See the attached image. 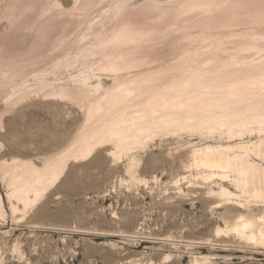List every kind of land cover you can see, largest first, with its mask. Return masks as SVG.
<instances>
[{
    "label": "rangeland",
    "instance_id": "374dc122",
    "mask_svg": "<svg viewBox=\"0 0 264 264\" xmlns=\"http://www.w3.org/2000/svg\"><path fill=\"white\" fill-rule=\"evenodd\" d=\"M257 49L262 0H0V264H264V245L249 239L264 231V195L242 190L233 168L210 171L192 155L216 148L264 168ZM204 69L220 82L247 71L251 87L193 128L102 137L143 108L145 88ZM141 72L139 93L111 103L112 89ZM255 104V119L238 124ZM58 157L35 198L16 196L28 171Z\"/></svg>",
    "mask_w": 264,
    "mask_h": 264
},
{
    "label": "bare ground",
    "instance_id": "6f19581e",
    "mask_svg": "<svg viewBox=\"0 0 264 264\" xmlns=\"http://www.w3.org/2000/svg\"><path fill=\"white\" fill-rule=\"evenodd\" d=\"M262 1H264V0H262ZM242 4H241V6H242ZM258 5H259V3H258ZM230 6H231V2H230ZM233 6H234V4H233ZM247 7H249V6H247ZM223 10L225 11L226 9H223ZM223 10H222V12H223ZM250 13H251V11H250ZM235 14L236 13H233L232 16L234 17ZM256 15H257V13H256ZM230 16H229V18H230ZM123 28H126V27H124V25H123ZM123 33H125V32H122V34ZM255 48H257V47H255ZM259 50L257 49L253 53V55L256 56L255 58L264 57V52L259 51ZM224 53H226V51ZM227 53H228V51H227ZM209 54H210V56H213V55H211V53H209ZM213 54H214V52H213ZM214 55H217V53ZM230 55H232V56L236 55L237 56V54H235V53H230ZM243 55H244V53H243ZM206 56H209V55H207V53L205 55V59L207 60ZM211 58H214V57H211ZM211 58H209V61L211 60ZM250 60H251V58H250ZM241 62L244 63L243 60ZM249 63H250V61L247 64H249ZM252 63H253V61H252ZM195 68H197V67H195ZM195 68L193 70H195ZM202 69L203 68H201V70ZM234 69H235V67H234ZM201 70L200 71H197V70L193 71L192 74L190 73V75L187 74V77L183 81H180L178 83H175V82L174 83H169V82L167 83L166 82L165 84H161L160 86L155 87L153 90H151L150 88H145L143 93H147L149 95L146 98V100L143 102V108L136 109L127 115H120L118 118L115 119V121L113 122L114 124L109 125L110 127L108 126L109 128L107 127V129L103 131L102 137L104 135H106V133L109 132V133H112V135H115L119 140H122V139L127 137L126 132H135L136 131V132L140 133L142 131L145 134H147L150 131H152L158 127L169 124V122L179 123V124L190 122L191 125H189V126H191L193 128V126H195L197 122H199V121L204 122V120L206 121L207 119L209 120L210 118H212V116H215L219 110L223 109L224 107L225 108L228 107L232 103L231 99H236V101H238V99L243 100L242 97H239V93L240 92L243 93V90L241 91V89L246 88L245 86H243L244 84L246 85L247 82L250 83L252 81V80L251 81L249 80V77H251L250 75H252V74H250L251 72H249L250 75L247 74L249 76L248 77L246 75L247 71H243L244 69L243 70L241 69L243 72H238L236 70L234 72H232V70H233L232 69L231 73H233L235 78L231 77L232 78L231 80H230L231 75L229 76V74H228V77H226L227 74L225 72L223 77H226L227 80L225 79L224 82L222 80H221V82L219 80H216L217 78L218 79L220 77L222 78V76L218 77L217 73H216L217 77L215 76V71H217V70H215L214 73L212 72L213 70L212 71L211 70L205 71V69H204V71H201ZM222 71H221V73L220 72L219 73L222 74L223 73ZM239 71H240V69H239ZM250 71H253V70L251 69ZM259 71H260V69H259ZM260 72H261V74H260ZM260 72H258L256 75V81H257L256 83H258V81H264V70H262ZM225 74H226V76H225ZM228 78L230 81H228ZM250 79H252V78H250ZM215 80L218 83H216V86H213V88H212L211 83L213 81L215 82ZM147 81H148V78L146 77L145 73L141 72L138 75L131 77V79L129 81H126V82L122 81V82L118 83V85L115 88L112 87L113 88L112 89V99L110 102L115 103V101H114L115 99L117 100V102H119L118 100L120 98L126 96L127 94H130L133 92L137 93L138 91L141 90L142 86ZM171 82H173V81H171ZM214 82H213V85H215ZM249 83H247V85H249ZM249 87H251V85ZM249 87L247 86L246 89H248ZM220 89H222V90H220ZM221 91H224V92H221ZM217 92H221V93H217ZM258 105H261V104H255L253 106L247 107L245 116L241 119H238V121L237 120H235V121H237L238 124H242L245 121H251V120L255 119V116H254L256 114L255 110H256V108H258ZM168 106L173 108V109L175 108V111H168L166 109V107H168ZM158 107L159 108L165 107L164 111H162V110L157 111L156 109ZM207 114H211V115H207ZM233 114H234L233 111L229 112V115H233ZM136 136H137V134H133L132 137H136ZM91 144H93V143H91V139H90V141L86 143L84 150L85 149L87 150L88 148H90ZM220 152H222V151H220ZM192 155L194 158V162H193L194 164L201 166L203 168H207L210 171H214V170L219 171L220 169H226V168L232 169L233 168L234 171L237 173V176H238L236 183L238 184V186L242 190H252L253 194L256 196L257 195H264V168L257 166V164H255V162L243 161L240 158H236L235 160H232L228 156L222 157V155L219 153L218 149H216V148H205L203 150L194 149L192 151ZM61 158L58 157L57 159H54L52 161L50 160V162H48V163L45 162V164H43V166L40 168H38V167L33 168L32 170L28 171V174H30V176H27L28 174L23 176V174H22L23 177L20 181V184L18 186H16L17 189H16V187H14L16 189L15 191L18 190L17 191L18 194L16 196L20 197L23 200V202L26 203L27 201L31 200L30 197L28 196V192L31 191V192H33V196L35 198L37 196V194L39 193V190L41 187L40 185H43L44 183L46 184V182L51 181V179L55 176L57 168H60V165L62 163ZM21 173H22V171H21ZM210 173H211V175H217L218 174V173H213V172H210ZM218 175L221 177H224L223 175H220V174H218ZM14 183H15V181H14ZM220 195L229 196V195H231V192L227 188L221 187ZM245 226H247V223L243 224V227H245ZM249 239L254 241L255 244L258 243V244L264 245V231L259 230L257 234H255V233L251 234L249 236Z\"/></svg>",
    "mask_w": 264,
    "mask_h": 264
}]
</instances>
